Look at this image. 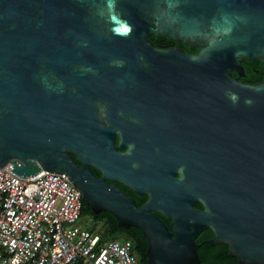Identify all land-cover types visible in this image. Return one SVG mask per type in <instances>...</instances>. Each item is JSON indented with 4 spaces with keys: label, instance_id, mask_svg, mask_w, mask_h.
<instances>
[{
    "label": "water",
    "instance_id": "water-1",
    "mask_svg": "<svg viewBox=\"0 0 264 264\" xmlns=\"http://www.w3.org/2000/svg\"><path fill=\"white\" fill-rule=\"evenodd\" d=\"M247 60L264 69V0H0V167L65 174L93 213L142 232L147 264H199L207 228L239 264H264V80L232 76ZM120 125L141 143L135 174L116 167ZM165 130L201 164L169 188L149 167L148 139ZM166 193L172 231L149 205Z\"/></svg>",
    "mask_w": 264,
    "mask_h": 264
},
{
    "label": "built area",
    "instance_id": "built-area-1",
    "mask_svg": "<svg viewBox=\"0 0 264 264\" xmlns=\"http://www.w3.org/2000/svg\"><path fill=\"white\" fill-rule=\"evenodd\" d=\"M0 167V264H137L128 238L78 225L81 191L63 173L19 177Z\"/></svg>",
    "mask_w": 264,
    "mask_h": 264
},
{
    "label": "flooded vegetation",
    "instance_id": "flooded-vegetation-1",
    "mask_svg": "<svg viewBox=\"0 0 264 264\" xmlns=\"http://www.w3.org/2000/svg\"><path fill=\"white\" fill-rule=\"evenodd\" d=\"M241 66L243 69L242 72L243 74L238 75L236 72H232V76L233 73H235L236 75L233 77H238L239 80L242 79L243 81V79L247 78L248 73L250 71L248 61H243L241 63ZM259 71L260 74L264 76V69L260 68ZM255 74L256 75L259 74L258 70H255ZM262 80H264V78L259 80V82ZM118 129H119L118 133L115 134L113 140V149L119 155V159H117L116 167H118L119 170H124L127 172H131L132 174H135L141 167V158L137 152L141 143L138 140L137 136L134 135L131 127L127 125H120ZM148 143H149L148 145L149 153L151 154L149 167L150 168H154L156 166L164 167L165 171L158 178L162 180L163 184L166 187L167 186L173 187L171 185V179H170V175L172 174V172L174 174L173 178H176L179 177V173H176L177 170L179 169H182L185 173H189L190 169L198 170L201 167L200 160L198 159L197 155L196 154L191 155L190 152L191 143L188 142V140L186 139L183 140L180 139L179 137H170L168 132L165 130L162 131L161 134H152L148 139ZM106 150H107V142L105 137H103L101 142V151L103 155H105ZM126 152H130L129 155H127ZM76 162L78 165H82V162L79 161L78 159H76ZM90 168L97 177H99L100 175L101 177L103 176L102 171L100 173L93 166H90ZM105 180L107 183L114 185L115 187L119 188L121 191L126 193V195H128L131 199L135 201L137 206L141 207L149 202L150 195L146 193H137L135 190H133L131 187H129L120 180L117 181L115 180L113 181L110 179H105ZM151 180L157 185L155 177H152ZM160 200L162 201L164 200L167 204L168 202L171 201L167 197V193L164 196L154 198L152 204H149L150 207L153 208L152 213L163 221V223L167 226L169 231H172L173 228L171 226V219L167 218L161 211H159L160 204L157 202H159ZM199 206H201V204L198 202L194 204L195 208L202 209V206L201 207ZM203 232H201L198 236H200Z\"/></svg>",
    "mask_w": 264,
    "mask_h": 264
},
{
    "label": "trees",
    "instance_id": "trees-1",
    "mask_svg": "<svg viewBox=\"0 0 264 264\" xmlns=\"http://www.w3.org/2000/svg\"><path fill=\"white\" fill-rule=\"evenodd\" d=\"M149 39L155 46L160 48L172 47L178 44L185 51H189L188 46L182 43H177L173 40H168L162 35H151ZM193 51L195 52L196 48H194ZM248 64L250 71L247 78L243 79L244 82H259V80L264 78V76H262L259 71V61H248ZM255 70H258L259 74L256 75ZM235 75L236 74L233 73V76ZM81 215L89 216L92 219L90 229L95 230L99 234L100 241L118 239L120 237L130 239L133 243L134 252L138 259L137 264H147V241L138 228H123L118 225L115 217L111 213L107 211L93 213L90 206L85 202H83L82 205ZM212 236V231L207 228L200 236H198L196 240V242L200 244L197 249L198 257L200 259L199 264H239L237 257L229 255V246L227 244L219 243L216 245H211L206 242V240Z\"/></svg>",
    "mask_w": 264,
    "mask_h": 264
},
{
    "label": "rangeland",
    "instance_id": "rangeland-1",
    "mask_svg": "<svg viewBox=\"0 0 264 264\" xmlns=\"http://www.w3.org/2000/svg\"><path fill=\"white\" fill-rule=\"evenodd\" d=\"M78 225L82 228H90L91 224H92V219L89 216H82L79 220H78ZM99 227V226H98ZM98 229V228H97ZM122 238V237H120Z\"/></svg>",
    "mask_w": 264,
    "mask_h": 264
},
{
    "label": "clouds",
    "instance_id": "clouds-1",
    "mask_svg": "<svg viewBox=\"0 0 264 264\" xmlns=\"http://www.w3.org/2000/svg\"><path fill=\"white\" fill-rule=\"evenodd\" d=\"M233 99H236V97L233 95V97H232ZM246 103H250V101H246Z\"/></svg>",
    "mask_w": 264,
    "mask_h": 264
},
{
    "label": "snow or ice",
    "instance_id": "snow-or-ice-1",
    "mask_svg": "<svg viewBox=\"0 0 264 264\" xmlns=\"http://www.w3.org/2000/svg\"><path fill=\"white\" fill-rule=\"evenodd\" d=\"M126 30V29H125Z\"/></svg>",
    "mask_w": 264,
    "mask_h": 264
}]
</instances>
